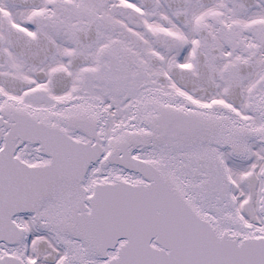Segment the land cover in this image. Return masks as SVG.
<instances>
[{"label":"snow or ice","instance_id":"obj_1","mask_svg":"<svg viewBox=\"0 0 264 264\" xmlns=\"http://www.w3.org/2000/svg\"><path fill=\"white\" fill-rule=\"evenodd\" d=\"M0 264H264V0H0Z\"/></svg>","mask_w":264,"mask_h":264}]
</instances>
